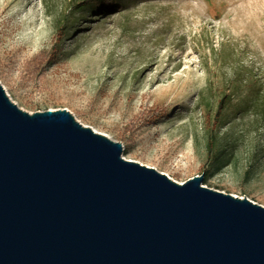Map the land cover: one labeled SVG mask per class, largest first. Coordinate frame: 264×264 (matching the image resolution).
Here are the masks:
<instances>
[{"label": "rangeland", "instance_id": "374dc122", "mask_svg": "<svg viewBox=\"0 0 264 264\" xmlns=\"http://www.w3.org/2000/svg\"><path fill=\"white\" fill-rule=\"evenodd\" d=\"M76 4L0 0L11 101L30 113L65 108L121 142L126 159L179 183L202 174L203 185L264 206V0H122L79 13ZM224 92L227 123L210 155L204 111Z\"/></svg>", "mask_w": 264, "mask_h": 264}, {"label": "water", "instance_id": "95a60500", "mask_svg": "<svg viewBox=\"0 0 264 264\" xmlns=\"http://www.w3.org/2000/svg\"><path fill=\"white\" fill-rule=\"evenodd\" d=\"M0 83V264H264V206L122 157Z\"/></svg>", "mask_w": 264, "mask_h": 264}, {"label": "trees", "instance_id": "16d2710c", "mask_svg": "<svg viewBox=\"0 0 264 264\" xmlns=\"http://www.w3.org/2000/svg\"><path fill=\"white\" fill-rule=\"evenodd\" d=\"M122 4V0H77L76 6L79 8L78 11L75 13H79V11H82L84 9H93L96 8L97 10L102 11H110L114 8L120 7ZM81 18H73L71 21V27L75 23H80ZM77 31V28H71V34L72 36ZM69 36V37H70ZM53 58L52 52L48 55L38 52L33 56V59L36 60L38 63L44 64V66L48 65ZM257 90H259L257 88ZM231 94H227L224 92L221 94L220 98L218 99V103L216 106V109L213 113L209 112V110L204 111V129L207 133V153L210 155H213V148L215 140L220 132V130L223 128V126L227 123L225 120L224 114L225 109L229 105L231 101ZM262 111L264 112V98H262ZM205 173H208V176L213 173L212 169L207 168L205 170ZM207 178V177H206ZM206 178H204L203 183H205Z\"/></svg>", "mask_w": 264, "mask_h": 264}]
</instances>
